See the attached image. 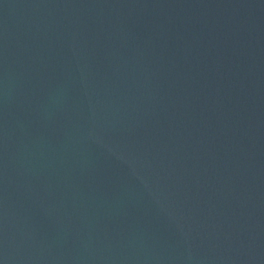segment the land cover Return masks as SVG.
Returning <instances> with one entry per match:
<instances>
[{"label":"water","instance_id":"obj_1","mask_svg":"<svg viewBox=\"0 0 264 264\" xmlns=\"http://www.w3.org/2000/svg\"><path fill=\"white\" fill-rule=\"evenodd\" d=\"M0 264H264V0H0Z\"/></svg>","mask_w":264,"mask_h":264}]
</instances>
